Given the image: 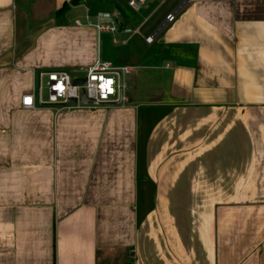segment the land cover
Returning <instances> with one entry per match:
<instances>
[{"label":"crops","instance_id":"1","mask_svg":"<svg viewBox=\"0 0 264 264\" xmlns=\"http://www.w3.org/2000/svg\"><path fill=\"white\" fill-rule=\"evenodd\" d=\"M71 1L0 0V264H264V0ZM98 61L127 103L21 107Z\"/></svg>","mask_w":264,"mask_h":264},{"label":"built area","instance_id":"2","mask_svg":"<svg viewBox=\"0 0 264 264\" xmlns=\"http://www.w3.org/2000/svg\"><path fill=\"white\" fill-rule=\"evenodd\" d=\"M129 6L138 11L139 3L137 0H132ZM86 23L80 19L75 20L77 27H92L95 31L101 34H116L118 32V23L121 20V15L118 12L99 13L96 21L93 23L86 17ZM168 22H174L175 15H170L167 18ZM126 33L132 34V30H126ZM148 43L153 42V38L146 40ZM131 73V69L122 68L115 69L108 62L98 61L92 67L85 70L86 85H74L72 75L67 71H45L41 72L40 88L38 104L33 95H27L22 98L21 107L24 110H34L37 105L40 107H52L61 113L71 109H84L87 105L80 103L82 98V91H84L89 102H95L98 106L107 105H123L128 102L127 97L123 94L124 86L121 82L122 74ZM43 79L47 80L48 97L42 98ZM71 100H76L75 106H69Z\"/></svg>","mask_w":264,"mask_h":264},{"label":"rangeland","instance_id":"3","mask_svg":"<svg viewBox=\"0 0 264 264\" xmlns=\"http://www.w3.org/2000/svg\"><path fill=\"white\" fill-rule=\"evenodd\" d=\"M33 1H36V0H29V5L33 2ZM87 5L90 6L92 5L93 7V2L94 0H85ZM27 8L26 7H23L22 5L19 6V11H18V22H19V25L20 27H24V22H25V16H24V12ZM49 11L45 12V13H42L41 15H38V16H35V18H32L31 22L32 24H35L37 22H39V20H45L47 17L46 15L48 14V12H50V8L48 9ZM52 10V9H51ZM84 11L83 8H71V10L69 11L68 15H67V19L68 20H72L74 17H76L77 15L79 16L78 13ZM83 17V16H82ZM34 19V20H33ZM75 75H72V77L74 78ZM86 74H81L79 75V77L81 78H85ZM47 81V80H45ZM44 96L47 98L48 97V90L45 88L44 90Z\"/></svg>","mask_w":264,"mask_h":264},{"label":"water","instance_id":"4","mask_svg":"<svg viewBox=\"0 0 264 264\" xmlns=\"http://www.w3.org/2000/svg\"><path fill=\"white\" fill-rule=\"evenodd\" d=\"M188 1L189 0H185L184 3H183V5L186 4ZM74 85H86V79H76V80H74ZM80 103L83 104V105H87V106H98L97 103H95V102H89L87 100L84 91H82V98H81ZM76 104H77V101L76 100H71L68 103L69 106H75ZM107 106H112V105H107Z\"/></svg>","mask_w":264,"mask_h":264},{"label":"trees","instance_id":"5","mask_svg":"<svg viewBox=\"0 0 264 264\" xmlns=\"http://www.w3.org/2000/svg\"><path fill=\"white\" fill-rule=\"evenodd\" d=\"M83 0H72L70 3H65L56 13H55V19L58 23H60V20L62 17H64L71 9L72 6H77L79 3Z\"/></svg>","mask_w":264,"mask_h":264}]
</instances>
